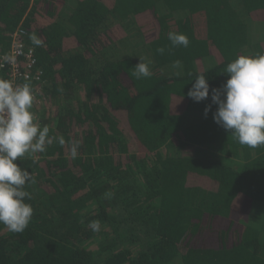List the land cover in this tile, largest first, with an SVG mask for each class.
<instances>
[{"label":"trees","instance_id":"16d2710c","mask_svg":"<svg viewBox=\"0 0 264 264\" xmlns=\"http://www.w3.org/2000/svg\"><path fill=\"white\" fill-rule=\"evenodd\" d=\"M127 22L137 53L110 54ZM261 22L264 0H0V59L25 27L42 70L32 111L66 141L18 161L36 178L34 212L21 233L0 224V264H264L250 223L264 209V146L234 140L211 101L229 62L264 52L249 35ZM142 51L151 76L136 79ZM199 74L210 94L195 102Z\"/></svg>","mask_w":264,"mask_h":264},{"label":"clouds","instance_id":"9594fccd","mask_svg":"<svg viewBox=\"0 0 264 264\" xmlns=\"http://www.w3.org/2000/svg\"><path fill=\"white\" fill-rule=\"evenodd\" d=\"M36 46L42 41L33 34L30 37ZM167 39L173 47H188V37L179 32L170 31ZM163 54L165 49L156 50ZM181 61L174 62L176 67ZM228 79L220 88L211 89L212 104L217 105L213 113L214 122L234 140L249 148L264 146V52L239 55L229 62L224 70ZM136 79L151 76L147 63L141 58L132 73ZM210 85L204 74L195 78V83L187 96L195 102L208 99ZM34 92L31 84H14L0 78V224L10 232L21 233L31 222L33 207L26 200L32 196L26 185L36 183V178L18 163L25 156L44 153L54 142L64 146L66 141L60 136H50V128L41 126L32 111ZM211 105L205 107V116ZM80 142H71L69 154L77 158ZM94 231L99 230V221L89 225Z\"/></svg>","mask_w":264,"mask_h":264},{"label":"built area","instance_id":"2783aa9c","mask_svg":"<svg viewBox=\"0 0 264 264\" xmlns=\"http://www.w3.org/2000/svg\"><path fill=\"white\" fill-rule=\"evenodd\" d=\"M28 30L18 25L11 33V44L6 55L0 59V66L6 69V79L14 84L39 82L42 70L37 66L33 48L25 43Z\"/></svg>","mask_w":264,"mask_h":264},{"label":"rangeland","instance_id":"374dc122","mask_svg":"<svg viewBox=\"0 0 264 264\" xmlns=\"http://www.w3.org/2000/svg\"><path fill=\"white\" fill-rule=\"evenodd\" d=\"M250 27L249 35L252 41H257L264 39V23H253ZM127 30L130 35V38L127 40H122L121 44L118 45L113 53L114 55H122L125 53V55H132L134 56L137 53V50L132 48V44L134 43V33L133 28L131 27V24L127 22ZM128 36V35H127ZM124 41V43H123ZM136 42V41H135ZM143 51L139 53V58H143ZM256 217L253 219H250V223H252L254 226L256 225L260 231H264V209L261 206H258L256 209Z\"/></svg>","mask_w":264,"mask_h":264}]
</instances>
